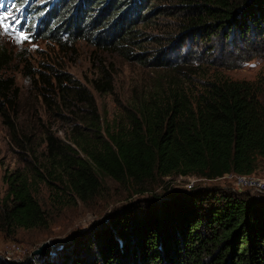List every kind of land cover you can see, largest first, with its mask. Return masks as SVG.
<instances>
[{
	"label": "trees",
	"instance_id": "obj_1",
	"mask_svg": "<svg viewBox=\"0 0 264 264\" xmlns=\"http://www.w3.org/2000/svg\"><path fill=\"white\" fill-rule=\"evenodd\" d=\"M160 1L0 0L7 7L4 19L18 20L35 37L62 46L87 39L159 70L154 82L133 89L112 120L101 114L95 95L114 88L110 72L88 87L69 72L54 73L52 81L42 70L44 83L36 87L51 119L34 108L27 122L21 87L6 74L14 54L0 44V120L24 160L4 175L2 231L49 226L37 196L40 182L60 201L86 202L101 191L102 175L133 181L141 191L146 180L173 174H249L264 160V76L201 72L192 49L196 41L220 34L229 43L243 39L236 46L240 64L261 55L248 47L256 41L249 35L255 27L264 40V0ZM167 14L174 27L159 37ZM57 119L69 126L65 136L53 127ZM142 205L129 201L115 208L69 252L25 263L264 264V196L193 186Z\"/></svg>",
	"mask_w": 264,
	"mask_h": 264
},
{
	"label": "rangeland",
	"instance_id": "obj_2",
	"mask_svg": "<svg viewBox=\"0 0 264 264\" xmlns=\"http://www.w3.org/2000/svg\"><path fill=\"white\" fill-rule=\"evenodd\" d=\"M32 1L40 3L44 0ZM1 11L3 10L0 9V44L5 45L14 54L6 74L15 76L21 87L22 104L25 105L22 118L24 121L32 120L31 112L34 108L38 111L37 114L51 119L38 93L39 88L36 87V84L40 86L44 83L41 77L42 70L50 74V77L52 75V81H55L54 73L69 72L88 87H92L93 80L102 76L105 71L110 72L114 86L112 91L95 92L99 110L109 120L123 109L135 87L154 82L156 75L153 73H159L153 66L142 65L136 58H127L111 49L103 50L87 39L81 38L62 46L52 38L35 37L23 26H17L15 22L10 23L11 18L3 19ZM162 18L166 19V23L159 30V37L165 38L164 34L174 27L172 20L175 18L168 14ZM258 31L260 30L255 27L249 33L256 41L251 43L248 50L261 49V55L254 57L250 55L248 60L240 64L237 62L239 51L236 46L242 45L243 39L238 37L235 43H229L222 35L214 34L207 40L196 41L192 49L196 51L198 60L194 64L200 63L201 72L222 70L235 79L256 80L264 76V40L263 42L259 40ZM143 52L149 54L147 50ZM244 52L248 51L244 49ZM53 127L63 136L68 133L69 126L62 120H54ZM22 165H24L22 153L12 143L8 127L0 120V196L5 193L8 186L5 173ZM240 175L229 172L210 179L194 174H173L146 180L142 184L145 189L141 191L135 190L139 188L133 181L120 182L111 176L102 175L101 191L86 202L74 199L71 202L60 201L48 185L40 182L37 196L49 213L50 224L47 227L20 228L14 234H7L0 229V264H24L29 259L33 261L36 259L39 263L50 253L69 252L87 241L100 226V221H108L115 208H120L129 201L147 205L154 197L170 196L179 189L193 186L220 187L222 190L253 198L264 196L263 159H259L254 172ZM46 241L50 245L49 252L47 254L35 252ZM218 259L214 258L213 261ZM205 260L206 263L210 262L207 257Z\"/></svg>",
	"mask_w": 264,
	"mask_h": 264
},
{
	"label": "water",
	"instance_id": "obj_3",
	"mask_svg": "<svg viewBox=\"0 0 264 264\" xmlns=\"http://www.w3.org/2000/svg\"><path fill=\"white\" fill-rule=\"evenodd\" d=\"M49 242L48 241H46V242H44V244L39 248V249H37L35 252H37V253H48L49 252Z\"/></svg>",
	"mask_w": 264,
	"mask_h": 264
},
{
	"label": "snow or ice",
	"instance_id": "obj_4",
	"mask_svg": "<svg viewBox=\"0 0 264 264\" xmlns=\"http://www.w3.org/2000/svg\"><path fill=\"white\" fill-rule=\"evenodd\" d=\"M13 20H16V18L15 17H13ZM16 23H19V21L18 20H16ZM23 39H27V37H22Z\"/></svg>",
	"mask_w": 264,
	"mask_h": 264
},
{
	"label": "built area",
	"instance_id": "obj_5",
	"mask_svg": "<svg viewBox=\"0 0 264 264\" xmlns=\"http://www.w3.org/2000/svg\"><path fill=\"white\" fill-rule=\"evenodd\" d=\"M239 174V173H238ZM240 175V174H239ZM242 177V175H240Z\"/></svg>",
	"mask_w": 264,
	"mask_h": 264
}]
</instances>
